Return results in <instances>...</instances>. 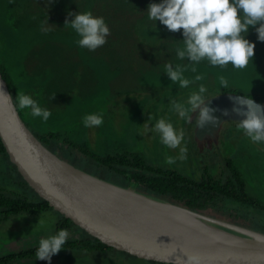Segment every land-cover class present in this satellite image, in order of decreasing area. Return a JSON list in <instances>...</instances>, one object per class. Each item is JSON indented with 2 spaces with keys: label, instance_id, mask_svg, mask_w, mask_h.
Listing matches in <instances>:
<instances>
[{
  "label": "rangeland",
  "instance_id": "374dc122",
  "mask_svg": "<svg viewBox=\"0 0 264 264\" xmlns=\"http://www.w3.org/2000/svg\"><path fill=\"white\" fill-rule=\"evenodd\" d=\"M43 1L0 0V63L6 62L9 70L17 73L16 79L23 87L21 91L52 113L47 121H43L42 118L33 117L30 109H20L31 130L42 135L57 133L58 138L50 139L53 146L67 147L63 144L65 138L89 145L101 153L119 144L123 148L140 151L152 163L176 167L192 177H198L205 167L212 174H218L224 165L223 157L233 155L247 180L248 193L264 203V143L252 142L237 129L238 122L229 121L222 124L214 145L213 142L208 144L212 148L211 155H208L207 150L202 149L207 143L198 146L195 138L199 110L191 114V120L182 119L178 113L170 110L169 105V99L172 98L187 106L189 93L198 90L200 84L207 88L206 98L230 90L264 104V54L259 48V45L264 47V41L259 43L256 31L259 25L249 26L248 32L243 34L255 45L254 56L245 69L237 70L231 64L226 68L212 67L203 61L195 65L197 72L193 73L189 61L179 60L175 54L177 47H183L181 30L173 32L177 39L170 43V39L165 37L156 43L143 44L137 38L141 34L150 38L151 34L144 31L142 24H135L137 17H143L137 15L135 10L146 11L149 3H160L162 0ZM89 10L96 16H103L111 32L107 43L99 47L103 48V54L93 53L95 58L83 56L78 46H73V38H78L73 36L76 34L65 35V31L71 28L64 27V22L73 19L69 13ZM155 25L158 32L153 34L154 39L165 29L159 20ZM52 28L55 29L50 34ZM166 63L187 66L184 76L189 80L197 74H203L205 79L187 88H179L164 73ZM220 76L228 80L227 89L221 87ZM87 113H103V124L99 127H84L82 117ZM150 116L152 120H149ZM161 117L170 121L177 130H183L181 146L188 149L187 159H179L178 148H167L160 142L158 134L146 131ZM225 129L228 130L227 135L223 134ZM166 156L176 157V163L167 164ZM86 165L87 169L84 170L114 181L111 180V170L98 168L94 173L91 171L94 165ZM14 178H17V174L7 156L0 153V187L13 189L35 199V194L26 186L18 184ZM219 202L220 205L225 203ZM225 204L231 206L228 210L239 215L240 224L263 230L264 211L232 201ZM59 218L57 212L50 210L36 215H10L0 221V256L37 245L40 239L59 230L55 227ZM39 219L43 221L42 225H37ZM67 230V240L85 235L76 226ZM78 251L60 250L52 255L50 262L36 259L35 256L9 264H160L115 250L102 254Z\"/></svg>",
  "mask_w": 264,
  "mask_h": 264
},
{
  "label": "water",
  "instance_id": "95a60500",
  "mask_svg": "<svg viewBox=\"0 0 264 264\" xmlns=\"http://www.w3.org/2000/svg\"><path fill=\"white\" fill-rule=\"evenodd\" d=\"M0 139L26 184L86 233L138 258L175 264L194 253L202 264H264V231L202 213L94 175L43 144L20 116L0 72ZM235 92L210 96L215 122L195 123L198 146L215 142L226 121L239 122ZM251 98V97H249ZM256 104H264L251 98ZM193 117V116H192Z\"/></svg>",
  "mask_w": 264,
  "mask_h": 264
},
{
  "label": "clouds",
  "instance_id": "9594fccd",
  "mask_svg": "<svg viewBox=\"0 0 264 264\" xmlns=\"http://www.w3.org/2000/svg\"><path fill=\"white\" fill-rule=\"evenodd\" d=\"M147 18L159 20L169 31L183 30V47L175 49L179 60L187 59L193 73L197 72L195 65L207 61L212 67L226 68L229 64L237 70L247 67L254 56V43L245 38L249 26L256 27L258 39L264 41V0H162L160 3H149ZM73 19H66L64 27H70L76 33L75 41L78 47L95 51L107 43L111 34L110 28L103 16H96L92 11L70 12ZM187 66L171 63L164 65V73L172 84L179 88H187L190 84L205 79L203 74H197L192 80L184 76ZM221 87L227 89L229 82L224 76L219 77ZM207 88L200 84L198 90L189 93L187 106L176 99L170 98V110L175 111L182 119L191 120V114L196 112V122L203 125L208 121L215 122L211 109L205 106ZM0 93L4 94L2 90ZM5 95V94H4ZM55 94H53L52 98ZM15 100L19 109H30L33 117L47 121L51 111L33 99L30 95L18 90ZM236 103L240 106L234 111L244 117L237 123L241 130L254 143H264V107L256 104L249 97H239ZM153 117L150 116L149 120ZM103 113H87L82 117L84 127H99L103 124ZM146 131L158 134L160 142L170 149H179V159H187V147L181 146L184 139L183 130H177L166 118L155 120ZM176 157L166 156V163H176ZM39 219L37 225H42ZM68 230L60 228L54 234L39 240L35 251L36 259L50 262L53 254L58 253L67 242ZM186 259L176 258L175 264H202V258L194 253H184ZM165 264H172L165 258Z\"/></svg>",
  "mask_w": 264,
  "mask_h": 264
},
{
  "label": "trees",
  "instance_id": "16d2710c",
  "mask_svg": "<svg viewBox=\"0 0 264 264\" xmlns=\"http://www.w3.org/2000/svg\"><path fill=\"white\" fill-rule=\"evenodd\" d=\"M46 1V0H44ZM43 1V2H44ZM49 2V1H48ZM42 5L39 4V6ZM58 10V9H56ZM141 12L142 14H139ZM145 10L136 9L135 13L137 15H143V17H137L135 24H142L144 31L148 34H151V37H146L143 34L137 35V38L140 39V42L148 43V42H159L162 38L170 39L168 43L177 39L176 35L173 34L172 31H169L166 26L164 30L159 32L156 39H154L153 34H156L157 26L155 25V21L149 20L147 17V13ZM106 20V19H105ZM11 24V22H10ZM116 24V23H115ZM117 25V24H116ZM134 24L132 25L133 28ZM13 27V26H12ZM52 28L50 30V34H53ZM136 30V29H135ZM181 35L183 34V30L181 29ZM58 32V31H57ZM56 32V33H57ZM65 35L72 36L76 34L74 30L68 29L65 31ZM5 35V32H4ZM77 36V35H73ZM73 38V37H72ZM78 38H73V46H77L75 41ZM117 42V40H114ZM261 44L262 41L259 40ZM73 48V47H72ZM83 56H87L88 58L94 57L92 54L99 55L102 53L103 48H98L95 51H89L85 48L77 47ZM136 49L135 47H133ZM259 48L262 50L264 54V47L259 45ZM83 49V51H81ZM1 50V48H0ZM4 51V50H3ZM95 58V57H94ZM6 62L0 63V72L5 79L9 91L12 94L13 101L16 105V108L23 118L24 122L29 127L28 123L25 121L22 116V111L18 108L17 102L15 100L16 94L18 90H20L22 86L21 82L16 79V74L11 72L5 64ZM105 63V60H104ZM222 92H232L230 90H223ZM25 93V92H24ZM229 122V121H226ZM235 122V121H230ZM224 124V123H223ZM30 128V127H29ZM33 131V130H32ZM34 132V131H33ZM34 134L38 137V139L45 144L52 151L56 152L62 158L70 161L71 163L87 169V163H92L94 168L91 167V171L96 173L98 168H106V170H111L113 176L111 180L117 183L130 184L134 186L136 189L155 195L160 198H164L169 200L175 204L200 211L205 214H209L215 217H219L228 221L233 222H242L238 219L239 215L235 212H232L228 209L227 204L228 201H232L238 204H242L245 206H250L258 210L264 211V203L257 197L251 195L247 191V180L245 175L241 173L239 166L237 165L234 157H223L224 165L222 170L218 174H212L206 167L203 168L202 173L198 177H192L185 174L182 170L172 167V166H160L158 164L152 163L145 157L140 151L132 150L130 148H123L121 145L106 150L105 152H97L98 150H93L89 145L78 144L69 139L63 138V144H66L67 147L62 146H53L50 142L51 138H58V134L55 132H49L45 135L38 134L34 132ZM223 134H228V130H224ZM228 138V136H227ZM209 148L208 145L202 147ZM199 150V149H198ZM76 152V153H74ZM0 153L7 156L5 148L0 139ZM72 155L73 157H70ZM221 155V153H220ZM8 159V156H7ZM8 162L12 165L13 171L17 174V178L14 180L22 186H26L35 194V199L30 198L26 194H21L16 192L13 189H3L0 187V221L6 220L10 215L17 214H29L36 215L45 211H54L60 215V218L56 221L55 227L57 229L60 228H70L72 226L79 227L69 218L63 216L60 212L54 210L49 203L39 197L23 180L19 172L17 171L15 165L11 163L8 159ZM108 178V177H107ZM109 179V178H108ZM124 179V180H122ZM225 202L223 205H220V202ZM225 205V206H224ZM227 206V207H226ZM80 228V227H79ZM84 232V236L76 239L67 240L64 249H76L81 251H91L99 254L106 253L108 251H121L113 246L108 245L105 242L100 241L94 236L86 233L82 228H80ZM262 229L264 230V225H262ZM260 230V231H263ZM37 245L30 246L27 248L20 249L18 251L7 253L3 256H0V264H9L14 262L15 260L22 258H30L35 257V251ZM128 256L136 257L132 254H129L126 251H121ZM84 253H81L83 255ZM145 260V259H144ZM155 263L165 264L164 262H158L154 260H148ZM53 264V263H52ZM55 264V263H54Z\"/></svg>",
  "mask_w": 264,
  "mask_h": 264
},
{
  "label": "flooded vegetation",
  "instance_id": "af4514ba",
  "mask_svg": "<svg viewBox=\"0 0 264 264\" xmlns=\"http://www.w3.org/2000/svg\"><path fill=\"white\" fill-rule=\"evenodd\" d=\"M214 143H215V142H213L212 145H214ZM210 148H211V145L209 146V148H206V147L204 148V149L207 150L208 155H211L210 151L212 150V148H211V149H210ZM214 153H215V152H214ZM214 153H213V154H214ZM214 155H216V154H214ZM217 155H218V154H217Z\"/></svg>",
  "mask_w": 264,
  "mask_h": 264
}]
</instances>
